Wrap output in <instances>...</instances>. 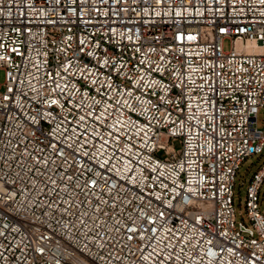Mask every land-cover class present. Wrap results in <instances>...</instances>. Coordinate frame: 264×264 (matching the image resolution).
I'll use <instances>...</instances> for the list:
<instances>
[{
  "label": "built area",
  "instance_id": "2783aa9c",
  "mask_svg": "<svg viewBox=\"0 0 264 264\" xmlns=\"http://www.w3.org/2000/svg\"><path fill=\"white\" fill-rule=\"evenodd\" d=\"M0 70V264H264V0H0Z\"/></svg>",
  "mask_w": 264,
  "mask_h": 264
},
{
  "label": "rangeland",
  "instance_id": "374dc122",
  "mask_svg": "<svg viewBox=\"0 0 264 264\" xmlns=\"http://www.w3.org/2000/svg\"><path fill=\"white\" fill-rule=\"evenodd\" d=\"M225 48L229 47V42H225ZM4 72L0 70V84L3 83ZM258 126L261 130L264 131V109L261 111L258 116ZM173 147L175 150L180 149L179 141H174ZM163 157V153L159 155ZM262 166H264V150L261 154H256L245 158L242 162L239 171L235 179V188H234V207L236 211L237 220L239 223L245 225L251 230L250 222L248 221L245 215V197H246V188L249 184V181L252 178V175L258 171ZM260 207L264 208V184L260 192Z\"/></svg>",
  "mask_w": 264,
  "mask_h": 264
},
{
  "label": "bare ground",
  "instance_id": "6f19581e",
  "mask_svg": "<svg viewBox=\"0 0 264 264\" xmlns=\"http://www.w3.org/2000/svg\"><path fill=\"white\" fill-rule=\"evenodd\" d=\"M248 49H250V50H255V51H260L261 49L260 48H258V47H255V46H250V45H248Z\"/></svg>",
  "mask_w": 264,
  "mask_h": 264
},
{
  "label": "water",
  "instance_id": "95a60500",
  "mask_svg": "<svg viewBox=\"0 0 264 264\" xmlns=\"http://www.w3.org/2000/svg\"><path fill=\"white\" fill-rule=\"evenodd\" d=\"M243 229V228H242ZM244 230V229H243Z\"/></svg>",
  "mask_w": 264,
  "mask_h": 264
}]
</instances>
